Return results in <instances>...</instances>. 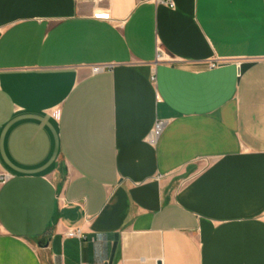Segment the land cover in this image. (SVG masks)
<instances>
[{
	"label": "crops",
	"instance_id": "obj_1",
	"mask_svg": "<svg viewBox=\"0 0 264 264\" xmlns=\"http://www.w3.org/2000/svg\"><path fill=\"white\" fill-rule=\"evenodd\" d=\"M175 5L0 0V264H264V0Z\"/></svg>",
	"mask_w": 264,
	"mask_h": 264
},
{
	"label": "built area",
	"instance_id": "obj_2",
	"mask_svg": "<svg viewBox=\"0 0 264 264\" xmlns=\"http://www.w3.org/2000/svg\"><path fill=\"white\" fill-rule=\"evenodd\" d=\"M140 3H152L154 4L155 6H166L170 9H175L176 8V5H175V0H138ZM97 17L100 19H105V20H109L110 19V14L107 12V13H101V14H98ZM162 56H165L164 52H162L160 50L159 54H158V60H161ZM219 63H212L210 65V68H214L215 67H218ZM154 80V78H153ZM165 123L164 122H156V125L151 133V136H150V140L152 143H154L159 135L161 134L162 130H163V127H164ZM8 179V175L6 174H3V173H0V184H4L5 181H7ZM80 231H76V232H69L67 235L69 237H75V236H80Z\"/></svg>",
	"mask_w": 264,
	"mask_h": 264
}]
</instances>
